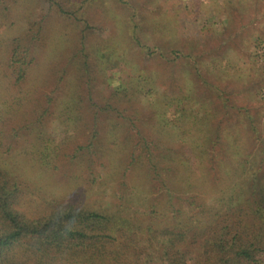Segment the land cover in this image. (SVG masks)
I'll return each mask as SVG.
<instances>
[{"label": "trees", "instance_id": "trees-1", "mask_svg": "<svg viewBox=\"0 0 264 264\" xmlns=\"http://www.w3.org/2000/svg\"><path fill=\"white\" fill-rule=\"evenodd\" d=\"M43 1L48 11L68 18L83 5L93 6L105 0ZM13 8L11 0H0V134L4 118L20 104L19 96L8 88L1 90V79L6 69L16 82L25 79L43 29V24H37L30 41L14 37L10 44L2 43L1 30L13 22ZM135 15L138 12L133 10L127 19L137 23ZM79 19L85 24L79 45L66 55V65L76 66L77 74L88 76L89 91L99 78L105 85L103 103L89 96L93 124L103 121L113 148L120 147L121 135L135 148L136 134L128 123L139 117L131 104L134 101L138 108H142L140 104H151L154 129L160 137L151 145L147 135L142 134V143L136 148L144 146L146 152H133L124 170L134 169L127 167L133 164L135 173H141L139 181L146 177L157 180V188H164L166 200L160 207L154 198H144L139 190L130 188L119 202L111 200L110 208L55 195L43 196L38 204L39 195L29 187L25 168L10 164L0 150V264H264L262 114L255 116L245 106L238 107L239 115L245 118L247 134L242 137L236 131L221 140L224 134L211 109L196 107L201 100L194 96L195 89L189 85L186 90L191 89L190 93L180 90L177 78L167 75L171 61H183L175 49L169 50L174 53L170 59L161 45L150 48L132 31V43L167 64L161 71L152 67L134 69L125 64L126 57L119 54L113 40L99 41L87 48L86 36L91 27L84 16ZM69 100L80 101L74 95ZM127 108L129 112L124 113ZM72 114L75 112L71 105L63 108L62 115ZM67 120L63 118L56 129L46 134L41 132L45 134L42 137L37 134L32 150L23 154L27 153L40 167H54L59 148L55 139L62 136V131L67 133L78 125L77 121L71 126ZM96 132H92L93 137ZM174 140L177 147L169 144ZM95 146L93 139L86 144L90 152H95ZM101 190L106 198L114 196L116 189Z\"/></svg>", "mask_w": 264, "mask_h": 264}, {"label": "rangeland", "instance_id": "rangeland-1", "mask_svg": "<svg viewBox=\"0 0 264 264\" xmlns=\"http://www.w3.org/2000/svg\"><path fill=\"white\" fill-rule=\"evenodd\" d=\"M11 1L13 22L1 30L2 43L10 44L14 37H20L22 42L30 41L37 24H43V29L25 79L16 82L8 69L1 79V90L5 87L19 96L20 104L1 124L0 150L10 164L25 168L29 187L39 195L36 198L38 204L43 196L55 195L77 197L83 202L110 208L111 202H119L120 197L128 195L125 190L130 188L139 190L138 194L142 193L144 198H154L160 207L166 200L164 188H157V180L146 177L139 181L141 173H135L133 164L127 167L134 169L124 170L133 152L145 154L144 146L136 148L142 143V134L147 135L146 141L151 145L160 137L154 129L155 117L149 110L151 104H140L142 108H138L133 101L131 107L139 119H132L128 126L136 134V149L121 135L117 150L110 144L103 121L94 126L89 105L90 95L99 104L103 103L105 85L99 78L89 91L88 76L77 74L76 66L66 65V55L79 45L80 31L85 24L79 18L83 16L91 27L86 36L87 48L99 41L113 40L119 54L126 57L125 64L134 69L152 67L161 71L167 64L146 55L145 50L132 43L129 39L132 31L150 48L161 45L170 59L174 53L169 50L175 49L183 61L173 59L175 62L167 65V75L177 78L180 90L185 91L189 85L195 89L194 96L201 100L196 107L211 109L216 124L219 123V131L224 134L221 140L236 131L242 137L247 134L245 118L239 115L241 106L255 116L262 114L264 119V0H127L125 3L105 0L93 6L83 5L68 18L48 11L47 4L41 0ZM133 10L138 12V16L133 17L137 23L127 19ZM186 92L190 93L191 89ZM73 95L80 101L72 103L69 97ZM67 105H71L75 114L65 117L62 110ZM129 110L127 108L124 113ZM63 118L68 119L67 124L78 121V125L69 128L67 133L62 131V136L55 139L59 146L55 166L40 167L23 151H31L37 134L42 137L52 128L56 129ZM215 121H212L214 125ZM137 131L140 132L137 134ZM165 138H168L167 134ZM90 139L96 142L95 152L86 147ZM176 141L169 144L177 147ZM222 152L221 149L220 159ZM105 187L116 189L115 195L103 198L101 189Z\"/></svg>", "mask_w": 264, "mask_h": 264}]
</instances>
